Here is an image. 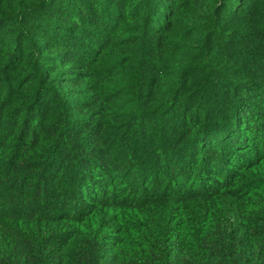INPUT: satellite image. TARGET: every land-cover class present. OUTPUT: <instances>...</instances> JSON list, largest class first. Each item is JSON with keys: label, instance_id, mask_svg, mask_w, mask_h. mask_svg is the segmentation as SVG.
<instances>
[{"label": "trees", "instance_id": "1", "mask_svg": "<svg viewBox=\"0 0 264 264\" xmlns=\"http://www.w3.org/2000/svg\"><path fill=\"white\" fill-rule=\"evenodd\" d=\"M264 264V0H0V264Z\"/></svg>", "mask_w": 264, "mask_h": 264}, {"label": "rangeland", "instance_id": "2", "mask_svg": "<svg viewBox=\"0 0 264 264\" xmlns=\"http://www.w3.org/2000/svg\"><path fill=\"white\" fill-rule=\"evenodd\" d=\"M65 260H66V263H67V264H72V263L70 262L69 257H68L67 254H66V259H65Z\"/></svg>", "mask_w": 264, "mask_h": 264}]
</instances>
